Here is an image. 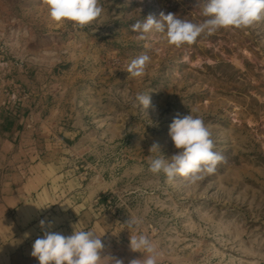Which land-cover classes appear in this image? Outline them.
I'll use <instances>...</instances> for the list:
<instances>
[{"label": "rangeland", "instance_id": "rangeland-1", "mask_svg": "<svg viewBox=\"0 0 264 264\" xmlns=\"http://www.w3.org/2000/svg\"><path fill=\"white\" fill-rule=\"evenodd\" d=\"M203 2L100 0L101 17L78 28L52 21L46 0H0V42L24 63L5 86L20 101L0 111V203L35 160L59 176L44 205L36 192L27 211L0 219H84L104 244L101 264L144 259L131 234L154 243L158 264H264V19L179 49L164 33L132 31L161 13L200 23ZM144 53L145 74L131 77L128 64ZM137 93H148V109L134 106ZM191 112L223 160L195 184L153 174L151 159L179 151L169 125ZM11 117L23 127L14 148L2 143ZM132 216L142 221L134 231Z\"/></svg>", "mask_w": 264, "mask_h": 264}, {"label": "clouds", "instance_id": "clouds-1", "mask_svg": "<svg viewBox=\"0 0 264 264\" xmlns=\"http://www.w3.org/2000/svg\"><path fill=\"white\" fill-rule=\"evenodd\" d=\"M49 16L56 23H71L73 27L83 28L97 21L104 9L100 0H46ZM202 6V7H201ZM200 14L205 19L200 23L181 19L173 13H161V21L149 15L144 21L132 25L138 32V39H146L147 34L156 31L164 33L167 43L182 48L192 45L201 34L212 35L221 28H247L264 19V0H204L199 4ZM150 57L144 53L131 60L127 72L131 77H142ZM148 93H137L134 106L146 110L151 105ZM175 152L169 159L163 156L151 159L149 171L163 173L169 181L177 176L195 184L212 174L223 156L214 151L211 132L200 116L191 114L177 116L169 125ZM158 150L157 145L150 149ZM142 223L140 218L129 217L126 226L134 231ZM46 221H40L45 229ZM51 222H47L50 228ZM129 247L133 252L145 253L144 259L132 260L130 264H158L159 252L154 243L143 234H131ZM104 244L93 230H74L65 236L59 232L44 230L43 236L34 241L31 255L39 264H101V251ZM109 258V264H123L122 260Z\"/></svg>", "mask_w": 264, "mask_h": 264}, {"label": "crops", "instance_id": "crops-1", "mask_svg": "<svg viewBox=\"0 0 264 264\" xmlns=\"http://www.w3.org/2000/svg\"><path fill=\"white\" fill-rule=\"evenodd\" d=\"M0 111L7 110L0 103ZM12 118V119H11ZM8 121H2L3 127L9 122L12 126L7 139L3 140V146L14 148L17 141L23 137V127L11 117ZM8 138L10 140H8ZM47 166L43 165L38 159L33 161L32 166L25 172L24 182L15 184L14 188L9 189V194L2 198L0 203L1 213L8 210L21 209L23 213L31 207L30 197L36 192L38 193V204L44 205L50 190L55 191L56 186L51 180L58 179L56 173L48 171ZM50 181V183H49ZM47 183L50 186H47ZM37 206V204H36ZM46 221L44 230L59 232L65 236L71 235L74 230H85L84 219H30V215L20 217V219H0V264H39V261L31 255L34 241L43 236L44 230L40 227V221ZM47 222H51V227H47ZM8 223L14 224L16 230L14 232L7 231ZM19 230H18V228Z\"/></svg>", "mask_w": 264, "mask_h": 264}, {"label": "built area", "instance_id": "built-area-1", "mask_svg": "<svg viewBox=\"0 0 264 264\" xmlns=\"http://www.w3.org/2000/svg\"><path fill=\"white\" fill-rule=\"evenodd\" d=\"M24 63L18 59H9L7 57V47L0 42V97L3 96L4 98L2 101V106L5 108H8L10 103H12V107L16 106L18 102L20 101L19 98H17V86H14V91H11V97L10 95L6 93L5 86L7 84V77H11L14 73H22L23 72ZM15 81L11 80V84H13ZM18 106V105H17Z\"/></svg>", "mask_w": 264, "mask_h": 264}, {"label": "trees", "instance_id": "trees-1", "mask_svg": "<svg viewBox=\"0 0 264 264\" xmlns=\"http://www.w3.org/2000/svg\"><path fill=\"white\" fill-rule=\"evenodd\" d=\"M10 126H11V124L9 122H7L6 127H10Z\"/></svg>", "mask_w": 264, "mask_h": 264}]
</instances>
